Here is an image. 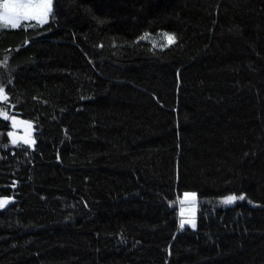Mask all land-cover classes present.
I'll return each mask as SVG.
<instances>
[{
  "label": "trees",
  "instance_id": "obj_1",
  "mask_svg": "<svg viewBox=\"0 0 264 264\" xmlns=\"http://www.w3.org/2000/svg\"><path fill=\"white\" fill-rule=\"evenodd\" d=\"M0 88V264H264V0H54Z\"/></svg>",
  "mask_w": 264,
  "mask_h": 264
},
{
  "label": "snow or ice",
  "instance_id": "obj_2",
  "mask_svg": "<svg viewBox=\"0 0 264 264\" xmlns=\"http://www.w3.org/2000/svg\"><path fill=\"white\" fill-rule=\"evenodd\" d=\"M51 11V0H4L0 4V20L3 21L4 26L16 27L22 21L37 20L38 22H46L47 15ZM168 40H173V37H166ZM3 88H0V97L7 99L3 94ZM5 118L7 116L5 115ZM27 142V141H26ZM237 199L243 200V195L229 196L223 203L231 204ZM7 201H0V207H3ZM185 223H191L192 227H195V223L192 221L181 220L180 228H183Z\"/></svg>",
  "mask_w": 264,
  "mask_h": 264
},
{
  "label": "rangeland",
  "instance_id": "obj_3",
  "mask_svg": "<svg viewBox=\"0 0 264 264\" xmlns=\"http://www.w3.org/2000/svg\"><path fill=\"white\" fill-rule=\"evenodd\" d=\"M53 1L54 0H51V11L47 15L46 22L48 21V17L53 10ZM3 2H4V0H0V4H2ZM23 22H26V23L37 22L39 24H45L46 23V22H38L37 20H28V21H22L18 26H20ZM18 26H16V27H18ZM6 27H11V26H4L3 21L0 20V30L3 28H6ZM16 27H13V28H16ZM13 126H14L13 130H14L15 139L22 140V139L28 138L30 130H31L29 124L18 121L17 123H14ZM196 200H197V195L194 193H187V194H185L184 198L182 200H180L182 220L192 221L193 223H195V227H192L191 223H185L184 226H189L193 229L197 228V213L198 212H197ZM0 201H7V200L0 199ZM7 203H8V201H7ZM7 203H5L3 207H5L7 205ZM3 207H0V208H3Z\"/></svg>",
  "mask_w": 264,
  "mask_h": 264
},
{
  "label": "water",
  "instance_id": "obj_4",
  "mask_svg": "<svg viewBox=\"0 0 264 264\" xmlns=\"http://www.w3.org/2000/svg\"><path fill=\"white\" fill-rule=\"evenodd\" d=\"M26 139V138H25Z\"/></svg>",
  "mask_w": 264,
  "mask_h": 264
}]
</instances>
